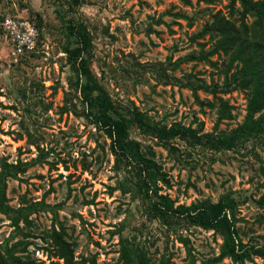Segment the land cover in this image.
Returning <instances> with one entry per match:
<instances>
[{"label": "rangeland", "instance_id": "rangeland-1", "mask_svg": "<svg viewBox=\"0 0 264 264\" xmlns=\"http://www.w3.org/2000/svg\"><path fill=\"white\" fill-rule=\"evenodd\" d=\"M217 14L239 29L256 21L242 0H0V22L27 19L37 31L33 48L14 54L0 25V170L16 165L4 180L7 204L27 207L17 224L0 211V258L66 264L55 232L71 243V264H122L125 247L154 264H206L220 254V231L163 222L157 195L174 206L231 200L225 212L242 242L264 246V131L227 147L204 136L241 125L251 93L238 82L237 47L220 48L208 28ZM80 24L87 46L69 26ZM107 115L126 121L148 162L114 153ZM173 124L198 139L157 136Z\"/></svg>", "mask_w": 264, "mask_h": 264}, {"label": "trees", "instance_id": "trees-1", "mask_svg": "<svg viewBox=\"0 0 264 264\" xmlns=\"http://www.w3.org/2000/svg\"><path fill=\"white\" fill-rule=\"evenodd\" d=\"M244 13L253 14L256 18L254 27L247 30L239 29L228 19L217 14L214 20L208 25V28L220 35L219 46L220 48L237 47V54L239 60L242 62L241 78L238 81L244 88L251 90L248 99V112L244 122L237 128L233 129L229 134L220 137H212L211 134H205L206 139H218L214 143L219 146L227 147L236 139L253 135L256 132L264 131V119L254 120L252 114L264 110V0H242ZM2 20V19H1ZM71 30H74L79 39L83 42L84 46L89 44L86 31L80 24L78 27L69 25ZM2 32V30H1ZM75 53V50H73ZM82 75H86V61L79 60L77 63ZM90 89H94L88 85ZM104 103H108L107 96L100 97ZM102 118V117H101ZM103 120V119H101ZM103 124L106 126L109 136L113 137L112 144L114 153H123V156L129 157L135 163L145 164L141 152L138 150V142L128 138V126L126 121L120 116L116 119L107 115ZM147 127L153 130V127L147 124ZM156 129V128H155ZM157 136L170 138L177 135L189 136L198 139L195 131L190 127H184L180 124H173L172 126L156 129ZM115 153V154H116ZM117 159V156H116ZM16 165L2 162L0 173V211L3 213L12 212L14 224H17L20 218L27 220V207H20L17 209L11 208L7 204L5 196V183L4 180L9 175L15 174ZM154 168V167H153ZM148 169V177L152 178L157 174ZM156 194V191H154ZM261 204L264 203V197L261 198ZM154 215L160 218L163 222L169 223L171 220L177 218L186 219L189 223L201 226L205 229H214L220 231L223 235V242L220 248V254L212 258L206 264H211L222 257L229 256L234 262L242 263L245 259H251L252 255H258L264 258V246L256 244L243 243L240 239L238 232L235 228L233 217H228L225 210L226 208L232 209L231 200L219 199L215 203L209 204H190L188 206L178 204L173 205L172 200L165 195H157V199L153 201ZM55 246V255L64 259L66 264L72 263L73 250L71 243L68 242L62 234L55 232L52 238ZM122 264H154L150 263L148 257L143 251L134 248L125 247L122 252ZM0 264H37L34 259L29 256L22 260L21 258H0Z\"/></svg>", "mask_w": 264, "mask_h": 264}, {"label": "built area", "instance_id": "built-area-1", "mask_svg": "<svg viewBox=\"0 0 264 264\" xmlns=\"http://www.w3.org/2000/svg\"><path fill=\"white\" fill-rule=\"evenodd\" d=\"M0 25L2 33L10 43L12 53H23L33 48L37 31L29 20L6 16Z\"/></svg>", "mask_w": 264, "mask_h": 264}]
</instances>
